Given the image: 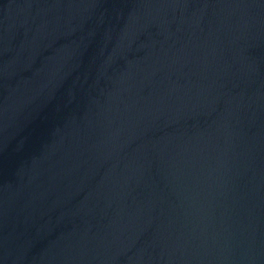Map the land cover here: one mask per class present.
<instances>
[{"label":"water","instance_id":"95a60500","mask_svg":"<svg viewBox=\"0 0 264 264\" xmlns=\"http://www.w3.org/2000/svg\"><path fill=\"white\" fill-rule=\"evenodd\" d=\"M0 264H264V0H0Z\"/></svg>","mask_w":264,"mask_h":264}]
</instances>
